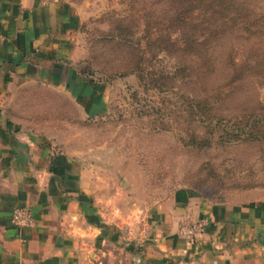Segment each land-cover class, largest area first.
I'll return each mask as SVG.
<instances>
[{"label": "rangeland", "instance_id": "1", "mask_svg": "<svg viewBox=\"0 0 264 264\" xmlns=\"http://www.w3.org/2000/svg\"><path fill=\"white\" fill-rule=\"evenodd\" d=\"M67 1L82 19L78 68L89 63L105 84L20 86L10 110L81 160L105 217L138 235L146 212L179 190L214 202L264 200V36L203 34L211 46L196 50L190 26L200 21L177 19L172 3ZM109 41L129 72L100 73L123 67Z\"/></svg>", "mask_w": 264, "mask_h": 264}, {"label": "crops", "instance_id": "2", "mask_svg": "<svg viewBox=\"0 0 264 264\" xmlns=\"http://www.w3.org/2000/svg\"><path fill=\"white\" fill-rule=\"evenodd\" d=\"M81 21L67 0H0V264H264V200L179 190L146 212L145 238L127 240L86 186L81 160L14 121L12 89L98 85L77 68ZM16 207H30L35 221L15 226ZM203 218L197 238L180 234Z\"/></svg>", "mask_w": 264, "mask_h": 264}, {"label": "trees", "instance_id": "3", "mask_svg": "<svg viewBox=\"0 0 264 264\" xmlns=\"http://www.w3.org/2000/svg\"><path fill=\"white\" fill-rule=\"evenodd\" d=\"M166 3L173 4L177 19L182 17H190L195 21H200L198 25L191 24L190 30L192 33H198L196 43L192 45L198 50L202 46L211 43L203 42L201 37L203 34L209 37H236L249 39L256 35L264 36V0H164ZM187 23L186 21L183 24ZM186 26V25H185ZM184 41L182 46L187 41L188 31L183 29ZM110 42V49L113 48L112 61L120 63L123 67L115 69L114 67L101 70L100 73L108 77H115L121 73L129 72L128 64L124 62L123 55L117 52L120 47L115 41ZM189 42V41H188ZM188 42L185 47H188ZM217 44L213 45L216 46ZM89 71H83L78 68L82 76L92 84H105L103 80L97 77L96 71L92 70L88 63ZM125 66V67H124ZM133 72V69H132ZM102 81V82H101Z\"/></svg>", "mask_w": 264, "mask_h": 264}, {"label": "built area", "instance_id": "4", "mask_svg": "<svg viewBox=\"0 0 264 264\" xmlns=\"http://www.w3.org/2000/svg\"><path fill=\"white\" fill-rule=\"evenodd\" d=\"M11 221L17 227H25L31 225L35 221V217L30 207H16L12 212ZM208 223L209 221L207 218L191 222L187 221L180 226L179 232L186 238L193 240L205 232ZM129 232L130 233L126 237L127 240H139L145 238L149 233L147 215L143 218V223L139 229L138 235H131L132 232Z\"/></svg>", "mask_w": 264, "mask_h": 264}]
</instances>
